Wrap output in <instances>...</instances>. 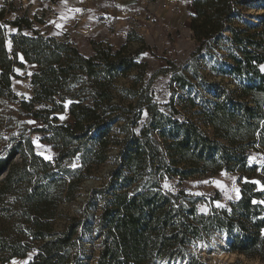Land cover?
Segmentation results:
<instances>
[{
	"label": "trees",
	"instance_id": "trees-1",
	"mask_svg": "<svg viewBox=\"0 0 264 264\" xmlns=\"http://www.w3.org/2000/svg\"><path fill=\"white\" fill-rule=\"evenodd\" d=\"M255 5L263 9L259 22L246 20ZM14 10L11 0L0 6V264L13 258L24 264H212L189 245L218 231L231 237L229 251L264 263V163L250 161L255 149H264V0H193L194 58L226 39L235 53L222 73L244 79L234 90L215 83L221 95L202 111V124L173 118L148 93L128 89L115 101L116 78L139 66L144 48L101 44L85 55L76 43L38 29L36 21L43 20L37 15L10 18ZM26 63L39 70L31 78L33 96L21 100L19 110L46 123L30 131L12 107L16 68ZM64 111L73 120L59 123L57 113ZM117 120L122 123L115 127ZM37 131L58 150L55 160L36 152ZM113 147L118 152L111 156ZM109 159V180L86 203L88 209L101 202L94 222L73 217L57 228L61 201L76 197L92 166ZM221 172L239 185L224 206L214 205L219 192L188 191L189 179ZM202 202L210 205L207 212Z\"/></svg>",
	"mask_w": 264,
	"mask_h": 264
},
{
	"label": "rangeland",
	"instance_id": "rangeland-1",
	"mask_svg": "<svg viewBox=\"0 0 264 264\" xmlns=\"http://www.w3.org/2000/svg\"><path fill=\"white\" fill-rule=\"evenodd\" d=\"M14 11L8 16L14 18L18 14L28 13L33 19L35 15L42 22L36 21L35 26L43 33L54 35L59 39H67L76 43L85 55H93L101 44L112 45L114 49L126 46L129 52L145 50L137 57L139 66L126 74L119 75L114 82L113 94L115 101L128 96L131 89L138 94L152 95L159 108L173 118L186 121L192 118L200 124L204 121L202 111L207 104L216 100L221 92L215 86L220 82L227 88L236 89L244 79L222 73L235 53L226 39H223L215 49H205L202 55L194 58L197 45L190 29L193 13V0H11ZM5 0H0V6ZM263 9L257 5L246 10L245 19L259 22ZM13 32V27L8 28ZM229 31L225 32V36ZM9 48L11 43L8 42ZM222 69V70H221ZM264 70V65L262 66ZM37 67L26 63L17 67V77L13 89L18 100L12 103L16 109L19 122L25 124L26 131L37 127H46V123L35 118L28 112H20V101L30 100L34 93L31 84L32 75ZM177 75H181L177 78ZM128 101V99H126ZM11 104V102H10ZM42 105H38L41 107ZM172 107L177 112L172 111ZM59 123H68L73 117L68 111L57 113ZM146 117V111L144 112ZM143 118V120H144ZM140 122L139 126L144 124ZM122 121H115L118 127ZM212 132V129L209 128ZM43 132H34L36 152L43 158L55 160L58 150L52 143L42 138ZM123 137V134H120ZM118 152L116 147L110 151L111 156ZM112 159L92 166L90 176L80 184L76 197L63 199L55 216L56 227H61V221L76 217L77 219L94 218L100 210L101 202L96 207L86 209L90 194L101 188L109 180V171L114 167ZM252 163H264V149L254 150L250 157ZM77 165V162L73 165ZM68 166H72L69 164ZM173 185L176 181L174 180ZM188 191L196 195L220 193L221 199L214 205L224 206L231 198L238 195L239 185L232 174L221 172L206 177L197 176L186 182ZM201 211L207 212L210 205L200 204ZM10 219L16 216L9 212ZM87 214L89 217H87ZM231 237L226 232L218 231L211 237L201 239L189 247V252L202 254L212 264H228L241 259L244 264H264L257 258L232 252L227 249ZM86 240L89 236L86 235ZM88 251V250H86ZM187 260V259H184ZM26 260L13 258L6 264H24ZM182 260H159V264H181Z\"/></svg>",
	"mask_w": 264,
	"mask_h": 264
},
{
	"label": "water",
	"instance_id": "water-1",
	"mask_svg": "<svg viewBox=\"0 0 264 264\" xmlns=\"http://www.w3.org/2000/svg\"><path fill=\"white\" fill-rule=\"evenodd\" d=\"M91 217H92L91 221L94 222V213H93V212L91 213ZM57 237H58V235L55 234V235H53V236H50V237L46 238V241L54 240V239L57 238ZM190 246H191V245H189V247H190ZM187 262H188V259H187V260H182L181 264H186Z\"/></svg>",
	"mask_w": 264,
	"mask_h": 264
},
{
	"label": "crops",
	"instance_id": "crops-1",
	"mask_svg": "<svg viewBox=\"0 0 264 264\" xmlns=\"http://www.w3.org/2000/svg\"><path fill=\"white\" fill-rule=\"evenodd\" d=\"M33 65H35V66L37 67V71H38V70H39V66H38L37 64H33ZM37 71H36V72H37Z\"/></svg>",
	"mask_w": 264,
	"mask_h": 264
}]
</instances>
